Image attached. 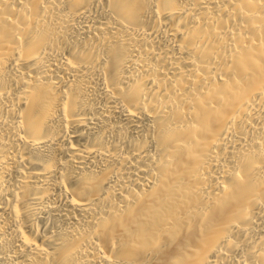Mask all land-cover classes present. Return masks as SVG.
<instances>
[{"label": "bare ground", "instance_id": "obj_1", "mask_svg": "<svg viewBox=\"0 0 264 264\" xmlns=\"http://www.w3.org/2000/svg\"><path fill=\"white\" fill-rule=\"evenodd\" d=\"M0 264H264V0H0Z\"/></svg>", "mask_w": 264, "mask_h": 264}]
</instances>
